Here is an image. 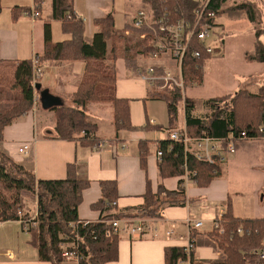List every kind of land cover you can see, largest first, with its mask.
I'll use <instances>...</instances> for the list:
<instances>
[{"label": "trees", "instance_id": "1", "mask_svg": "<svg viewBox=\"0 0 264 264\" xmlns=\"http://www.w3.org/2000/svg\"><path fill=\"white\" fill-rule=\"evenodd\" d=\"M209 0L203 12L204 18L215 24V19L225 13L245 14L251 24L254 36V53L245 55L249 61L264 62V46L259 37L264 34L261 11L252 6L250 0ZM147 6V14L154 26L156 20L164 15L176 18L193 19L195 10L201 9L205 0H141ZM251 4H250V3ZM43 0H33L35 9L40 13ZM51 20L60 24L61 30L69 38L53 42L51 24L43 25V50L35 54L39 66L45 62L82 61L83 70L76 89L70 95V105L61 104L48 110L54 112V137L60 140L75 141L80 145L94 146L100 138L97 136V124L88 120L89 103H108L112 109V125L115 133L120 130H160L166 133L164 139L156 141V150L162 155L158 164L161 178L178 177V188L168 190L159 184L152 191L150 182L142 195L143 203L137 207L116 209L113 205L118 199L116 180L99 182L100 197L91 207L101 213H107L96 221L79 219L77 209L82 202L84 189L89 180L78 177L77 166L69 163L66 176L61 179H39L34 172L15 162L0 151V221L26 220L30 216L18 215L21 210L20 200L24 191L36 195L37 216L28 222L27 232L30 243L36 247L40 260L51 264H61V244L74 243L80 256L78 264H105L118 259L119 235L110 232L111 219L119 218H155L163 206H184L185 190L181 186L186 173L189 180L197 187H207L220 176L222 165L219 159L210 163L187 156L181 143L171 141L169 134L181 130L184 120L189 137H213L222 139L229 133L236 137L245 132L247 137L257 138L264 134V84L255 92L248 89L249 83L238 88L233 94L216 96L203 101L209 109L201 114L193 98L187 97L186 88L203 84L205 62L213 57L214 51L206 52V44L194 39L188 48L182 66L184 90L172 85L162 93L150 91L149 97L164 100L168 116V125H151L147 119L142 126H134L130 118L129 99L116 95L117 67L121 58L123 65L130 71H145L142 59L148 57L154 49L155 32L145 26L134 27L127 23L125 29L134 33H145L144 39L131 40L124 34L116 33L113 12L94 18L92 24L97 30L90 39L85 37V23L76 14L74 0H50ZM29 6H14L11 17L16 20L30 11ZM2 10L0 0V12ZM213 12V17H207ZM199 51L195 57L192 53ZM33 72L32 59L9 60L0 58V141L3 129L14 120L33 108L34 89L31 85ZM163 73L161 66L155 68V74ZM11 100L12 105L2 109L1 104ZM142 144L144 146H142ZM140 165L146 168L148 154L147 141L138 143ZM180 184V185H179ZM217 227L208 233L215 249L221 251L218 259L208 264H264L258 258L264 247V216L241 218L233 214L230 199L224 203ZM116 209L115 212H111ZM32 222L34 224H32ZM23 227L25 223H22ZM240 229V233L238 230ZM110 232V233H108ZM198 241H190L191 249ZM190 264H203L189 254ZM180 259H187L185 247L167 246L164 248V263L177 264Z\"/></svg>", "mask_w": 264, "mask_h": 264}, {"label": "crops", "instance_id": "2", "mask_svg": "<svg viewBox=\"0 0 264 264\" xmlns=\"http://www.w3.org/2000/svg\"><path fill=\"white\" fill-rule=\"evenodd\" d=\"M19 1L12 2L14 4L12 6L28 5L31 0H27L26 4H20L22 2ZM107 2L108 0H83L82 8L86 9L89 15L86 21L92 24L94 18L105 15ZM12 6H2L0 12V58L32 59L35 54H41L43 50L44 23L50 21L53 41L55 34L52 24L59 22L51 20L50 1L43 0L42 9L36 19H31L24 13L18 19L12 20L10 17ZM79 7V2L74 0L77 15ZM257 8L261 10L264 25V5L261 7L259 5ZM7 10L9 12L4 13ZM44 12H48L46 16L48 19L43 18ZM91 24L87 25L89 26L88 34L85 31L87 39H90L97 30ZM68 38L69 36L63 40ZM263 38L264 34L258 39L264 46ZM211 47L213 50L216 49ZM250 53L253 54L254 49ZM245 61L247 65L256 64L257 71L255 69L244 71L242 75L243 85L249 83L248 89L255 92L260 84H264V68L263 71H258L259 68L264 67V62L246 59ZM147 63L148 61L145 62ZM157 63L169 66L166 58L158 60ZM42 70L44 72L38 81L40 88L37 89L39 101H36L33 108L26 114L5 126L3 138L0 141L1 152L32 170L39 179L64 178L67 164L74 163L77 166L78 177L89 180V186L84 189L82 202L77 209L78 218L88 221H96L107 214L91 207V204L100 197V181L116 180L118 190V199L114 205L116 209L141 205L142 195L147 189V181L150 182L152 191H155L159 184L168 190L178 188V177L161 178L159 175L160 159L156 156V141L164 139L165 133L154 129L120 130L115 133L111 107H103L99 103L87 105L90 118L98 127L97 136L100 140L106 141L103 147L95 148L80 145L75 141L55 138L54 122H52L53 111L48 109L39 111L37 107L38 103L41 104L40 92L47 91L49 95L57 97L64 104L63 98L66 99L76 89L82 74L83 62H45ZM124 72L119 76L117 74L116 95L129 99L132 124L142 126L148 119L151 125H162L161 117L153 116V118L148 115V101L156 99L149 97L150 89L145 74L130 70ZM181 126L185 127L183 119ZM103 127L107 130L106 134H103L105 133ZM142 140L147 141L146 148L148 149L145 169L140 165L139 160L138 143ZM227 156L223 161L220 176L215 177L207 187H197L191 180L186 183L183 181L181 186L185 190L184 206H163L160 208L163 209L162 215L145 218L150 227L145 233L120 234L118 259L105 264H165V247H186L191 240L198 241V244L191 249L194 260L208 264L218 259L221 251L215 249L209 242L211 240L208 233L213 229L214 219L220 210L224 209L227 199H230L233 214L237 217L264 216V134L257 138L236 141L235 152ZM238 193L246 196L240 203L230 196L232 194L237 197ZM21 199V211L25 216L31 217L37 213L36 195L24 191ZM116 209L111 212H115ZM189 219L200 221L201 226L193 228L192 223L188 222ZM30 239V234L19 220L0 221V264H51L40 260L37 249L30 243ZM7 251L11 254L7 255ZM78 262L61 260V264H78Z\"/></svg>", "mask_w": 264, "mask_h": 264}, {"label": "built area", "instance_id": "3", "mask_svg": "<svg viewBox=\"0 0 264 264\" xmlns=\"http://www.w3.org/2000/svg\"><path fill=\"white\" fill-rule=\"evenodd\" d=\"M209 0H205L201 9L195 10V16L193 19L188 18H176L174 19L171 15H164L156 20V25L154 26L151 17L147 14L145 10H138L133 19L132 25L134 27L145 26L153 33L155 32L154 49L150 51L146 61L148 65L144 64L145 71H139L141 74H145V79L150 91H156L162 93L167 87L175 85L180 89L184 90V82L182 76V66L185 60V56L188 48L192 45L194 39L199 42H204L209 37L210 33L214 29L211 22L204 18L203 12L205 10L206 4ZM31 19H36L39 16V12L32 5L30 11L26 13ZM214 13L209 12L207 17H213ZM84 21V19H83ZM133 34L130 30L123 32L125 36ZM139 39L145 38V33L137 34ZM206 44V43H205ZM213 48L206 44V52L210 53ZM195 57L200 55L199 51H194L192 53ZM167 57V58H166ZM166 58L168 61L174 64V67L163 66V63H157L158 60ZM161 66L163 73L160 75L155 74V68ZM33 72L31 75V85L35 89V85L38 83L39 78L42 75V68L39 66L38 61L35 56L32 58ZM36 90V89H35ZM35 103V102H34ZM169 139L181 143L184 149V153L187 156L192 153L195 158L204 160L207 162H214L219 159L223 162L227 155L233 154L235 152V142L238 140L249 139L245 132H242L239 136H235L233 133H229L226 137L222 139H217L213 137H200L192 138L186 133L185 127H182L179 131H172L169 134ZM106 144V141L99 140L94 144L95 148H101ZM26 148V146H25ZM162 153L160 150H156V156L160 159ZM189 181V176L186 173L184 178V183ZM115 205V202L113 203ZM223 210H220L219 214L214 219V226L217 227L218 221L220 219ZM163 214V209L159 210V216ZM18 215L22 216V211H18ZM37 216V213L31 216L29 221L19 220L21 223H25L24 229L27 230L28 222L34 221L33 219ZM192 223L193 228H198L201 226L200 221L188 220ZM111 228L110 232L116 235L122 233L130 232L132 234L145 233L149 230V226L145 218H119L108 220ZM32 224H34L32 222ZM108 232V233H110ZM240 232V229L238 230ZM169 233V232H168ZM62 251L60 254L61 260H75L79 261L80 256L76 251V245L74 243L61 244ZM185 252L187 254V259H180L177 264H190L189 254L191 252L190 243L185 247ZM10 255V252H6ZM258 258L264 260V247L259 251Z\"/></svg>", "mask_w": 264, "mask_h": 264}, {"label": "rangeland", "instance_id": "4", "mask_svg": "<svg viewBox=\"0 0 264 264\" xmlns=\"http://www.w3.org/2000/svg\"><path fill=\"white\" fill-rule=\"evenodd\" d=\"M15 1H18V0H1V5L3 7L12 6L14 5L12 4V2H15ZM46 1L49 2L50 0H46ZM77 1L79 2V5H80L79 10L77 12H78V15L82 19H84L85 29H86L85 31H86V34H88L89 26L87 25L91 24V22L86 21V20L89 18V15L86 13V9L82 8L83 0H77ZM250 1H252L251 2L252 4L249 2L252 6L254 5L258 7L260 5L261 7L262 5H264V0H250ZM19 2H22L20 4H26V2L28 1L20 0ZM232 2L239 3L240 0H232L230 4H233ZM32 5H33V2L31 0L28 5H22V6H29L31 8ZM138 9H142L145 11L148 10L147 6L144 5L141 2V0H108L107 9L104 10V13L108 11L113 12L114 22H115V31L116 33L123 34V30L125 29L126 24L131 23L132 16L135 14V12H137ZM8 12L9 10H7L4 13L7 14ZM231 14L232 16H230ZM27 16L29 17L28 14ZM46 16H48V12L43 13V18L48 19V17ZM10 17H11V12H10ZM215 22L216 24H218V26L216 25L213 26L214 29L212 30L209 37L205 41L207 45L213 46L216 49L213 50L214 51L213 57H211L205 62L204 82L200 86L186 88L184 92V94L187 97L193 98L195 100L196 105H197V111L201 114H205L209 112V109H207L206 106L202 105L204 100L212 98V97H216V96L233 94L238 88H240L244 84L243 83L244 78L242 76L243 72L252 71L256 67L255 63L251 65H247L245 61L246 59L245 55L247 57V55L250 54V51L254 49V43L256 41V38L253 35L254 33L251 28V24L248 21L246 15L240 14V13L235 14V13L230 12L228 14H222L218 16L215 19ZM52 26H53V30L55 34L53 42H58L68 37V36H65L66 34L64 35V33L62 32L59 23L54 22ZM92 27H94V25H92ZM132 33L133 34L130 33L128 38H130L133 41L139 39L137 33H134V32ZM27 59H30V58H27ZM145 62H146L145 59L141 60V63L143 65L145 64ZM168 64L169 66L175 69L173 63L168 61ZM42 67L43 66H41V68ZM116 67H117L118 76L124 74L125 73L124 71L128 70L127 68L124 67L123 61L121 58L117 59ZM263 68L264 67L259 68L258 71H263ZM43 72L44 71L42 70V73ZM38 97L39 95L37 94V90L34 89L35 102L39 101ZM67 98L66 99L63 98V100L65 101L64 104L66 103L65 105H68V104L70 105L71 104L70 95H68ZM12 104L13 103L11 100H6L5 102L1 104V108L3 110L7 109ZM148 104H149V108H148L149 117L154 116L157 118V116H159L162 118V121H163L162 126H167L168 116H167L166 104L164 100H149ZM102 106L111 107L110 104L108 103H104L102 104ZM37 107L39 111H46V109L42 108V105L40 103L37 104ZM87 113H88V120L92 122L90 118L91 116L89 115L88 111ZM54 119L55 117L53 115L52 122H55ZM103 132H105L103 134H106L107 132L105 127H103ZM237 195L238 196L235 197L232 194H230L232 199L234 201H237L238 203L242 202L243 199L246 198V196L243 195L242 193H238ZM21 200H20V206H22ZM24 209H28V208L24 207Z\"/></svg>", "mask_w": 264, "mask_h": 264}, {"label": "water", "instance_id": "5", "mask_svg": "<svg viewBox=\"0 0 264 264\" xmlns=\"http://www.w3.org/2000/svg\"><path fill=\"white\" fill-rule=\"evenodd\" d=\"M39 88L40 85L37 83L35 85V89L37 90ZM40 102L43 109H49L51 107H55L63 104L60 99H58L57 97H52L51 95L48 94L47 91L40 92Z\"/></svg>", "mask_w": 264, "mask_h": 264}]
</instances>
